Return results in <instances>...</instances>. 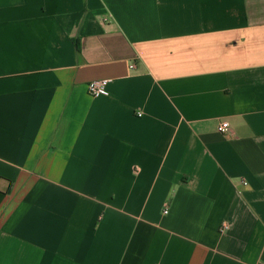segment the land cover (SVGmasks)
Segmentation results:
<instances>
[{
	"label": "crops",
	"instance_id": "crops-1",
	"mask_svg": "<svg viewBox=\"0 0 264 264\" xmlns=\"http://www.w3.org/2000/svg\"><path fill=\"white\" fill-rule=\"evenodd\" d=\"M0 264H264V0H0Z\"/></svg>",
	"mask_w": 264,
	"mask_h": 264
},
{
	"label": "built area",
	"instance_id": "built-area-1",
	"mask_svg": "<svg viewBox=\"0 0 264 264\" xmlns=\"http://www.w3.org/2000/svg\"><path fill=\"white\" fill-rule=\"evenodd\" d=\"M131 67H133V65ZM108 82L109 80L106 78L91 80L87 84L88 93L93 97L107 95L108 94V88H107ZM140 115L141 113H138V116ZM218 130L219 132H222V133L227 132L229 130L228 123L226 121L221 122L218 126ZM227 228H228V225L226 223H223L220 227V232L225 231Z\"/></svg>",
	"mask_w": 264,
	"mask_h": 264
}]
</instances>
